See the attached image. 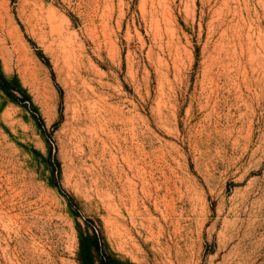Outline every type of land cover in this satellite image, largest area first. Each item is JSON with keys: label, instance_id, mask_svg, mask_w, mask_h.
Here are the masks:
<instances>
[{"label": "rangeland", "instance_id": "obj_1", "mask_svg": "<svg viewBox=\"0 0 264 264\" xmlns=\"http://www.w3.org/2000/svg\"><path fill=\"white\" fill-rule=\"evenodd\" d=\"M105 262L264 264V0H0V264Z\"/></svg>", "mask_w": 264, "mask_h": 264}, {"label": "bare ground", "instance_id": "obj_2", "mask_svg": "<svg viewBox=\"0 0 264 264\" xmlns=\"http://www.w3.org/2000/svg\"><path fill=\"white\" fill-rule=\"evenodd\" d=\"M83 126H85V125H83ZM85 127H86V126H85ZM84 129H85V128H84ZM84 129H83V130H84ZM83 133H84V132H83ZM85 134H86V132H85ZM85 134H84V136H85ZM83 138H84V137H83Z\"/></svg>", "mask_w": 264, "mask_h": 264}, {"label": "trees", "instance_id": "obj_3", "mask_svg": "<svg viewBox=\"0 0 264 264\" xmlns=\"http://www.w3.org/2000/svg\"><path fill=\"white\" fill-rule=\"evenodd\" d=\"M71 201V200H70ZM105 264H108L107 262H105Z\"/></svg>", "mask_w": 264, "mask_h": 264}]
</instances>
